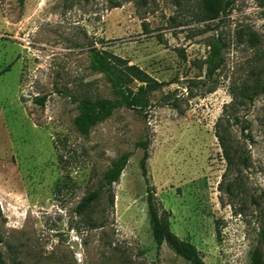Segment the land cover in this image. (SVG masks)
I'll return each mask as SVG.
<instances>
[{
	"label": "rangeland",
	"instance_id": "rangeland-1",
	"mask_svg": "<svg viewBox=\"0 0 264 264\" xmlns=\"http://www.w3.org/2000/svg\"><path fill=\"white\" fill-rule=\"evenodd\" d=\"M223 2L207 21L200 0H0V264H191L154 242L139 142L173 233L205 264H252L256 249L264 264V0ZM93 47L167 85L83 136L74 99L113 98ZM126 152L112 191L78 214Z\"/></svg>",
	"mask_w": 264,
	"mask_h": 264
},
{
	"label": "trees",
	"instance_id": "trees-1",
	"mask_svg": "<svg viewBox=\"0 0 264 264\" xmlns=\"http://www.w3.org/2000/svg\"><path fill=\"white\" fill-rule=\"evenodd\" d=\"M18 2L23 5L25 0H18ZM200 2L203 20L207 21L219 19L228 6V3H224L223 0H200ZM209 47V55L205 60V66L206 75L212 77L223 66L222 51L225 44L221 40H216L210 43ZM90 62V69L106 78L111 87L113 98L92 99L83 97L74 99V102L77 103L78 113L73 120V126L83 136L89 135L97 124L107 120L117 109L126 108L141 112L147 110L151 103V95L167 85L165 82L153 78L138 65L130 64L127 59L104 49L93 47L90 50ZM245 96L249 101H253L256 93L248 92ZM219 139L228 161L233 162V154L225 145L223 137L219 136ZM137 146L142 147L144 150L140 160V168L147 186L148 215L154 242L158 247L166 244L177 255L191 264H205L194 244L180 239L171 231L169 225L170 212L159 209L154 189L148 179L149 143L139 142ZM130 156L131 154L126 152L113 161L111 167L104 174V184L84 196L78 204L76 208L78 214L86 212L93 203L98 201L104 189L109 192L112 191L113 184L119 181ZM113 197L111 198L112 203L114 202ZM261 237L264 240V231H262ZM252 264H262V254L259 249L254 251Z\"/></svg>",
	"mask_w": 264,
	"mask_h": 264
}]
</instances>
